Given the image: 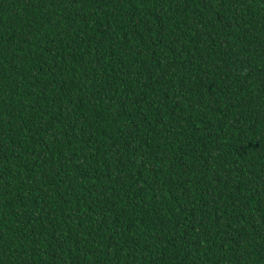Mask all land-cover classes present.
Listing matches in <instances>:
<instances>
[{"label": "trees", "instance_id": "obj_1", "mask_svg": "<svg viewBox=\"0 0 264 264\" xmlns=\"http://www.w3.org/2000/svg\"><path fill=\"white\" fill-rule=\"evenodd\" d=\"M0 264H264V0H0Z\"/></svg>", "mask_w": 264, "mask_h": 264}]
</instances>
